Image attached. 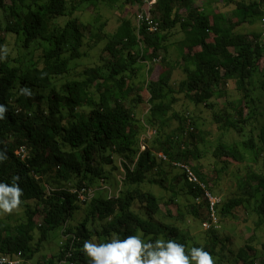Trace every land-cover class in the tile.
Wrapping results in <instances>:
<instances>
[{
  "label": "trees",
  "instance_id": "1",
  "mask_svg": "<svg viewBox=\"0 0 264 264\" xmlns=\"http://www.w3.org/2000/svg\"><path fill=\"white\" fill-rule=\"evenodd\" d=\"M116 1L0 0V50L6 44V33L15 34L22 47L15 55L7 51L6 58L0 60V104L7 108L4 118L0 119V154L4 157L0 160V183L11 185L13 177H19L18 183L23 190L21 203L35 200L40 206L38 210L26 205L25 221L15 233L5 234L9 227L0 225V252L7 255L20 250L23 264H32V256L50 229L64 227L71 235L63 244L60 256L63 264H88L87 257L80 251L85 240L107 242L114 235L123 239L141 234L145 241L174 239L183 244L186 251L201 247L212 254L216 264L230 263V258L234 260L236 256L224 253L225 242L219 239L222 227L208 229L203 243L182 237L180 226H187L189 219L199 223L205 217L203 203H179L173 215V221L179 225L144 218L131 204L135 200L141 206L144 204L150 215L160 212L159 196L150 186H143L145 181L158 180L150 178L152 173L159 176V172H163L166 178L157 164L160 161L171 165L179 178H184L186 166L190 167L199 181L219 196L216 210L219 224L222 218L233 215L251 200L258 201L255 207L262 209L264 125L260 129L259 144L251 132L244 142L254 161L262 154L260 165L256 167L254 162L250 172L236 181L238 191L224 198V192L220 193L221 188L209 174L215 170L206 172L200 162H191L198 161L200 151L195 140L201 138L190 112L179 113L173 107L177 99L171 76L173 70L180 67L185 77L177 84L178 92L189 102L210 108L218 129L241 133L242 125L254 115L249 101L244 100L250 96V81L264 57V0H223L232 11V17L226 16L221 9L206 11L196 5L197 0H157L151 7L152 17L159 23L154 31H148L144 22L137 24L136 11L134 18L122 16L111 33H106L105 21L93 23L73 15L83 6L92 9L99 3L114 4ZM125 1L142 6V0ZM201 1L205 5L211 2ZM60 16L66 17L62 23L55 20ZM258 20L263 22L261 31L235 30ZM176 32L181 33L176 42L177 59L175 64L165 63L169 37ZM87 34L95 38L92 44L106 39L104 53L99 64L78 68L71 62L85 54L81 48L84 43L89 44L85 40ZM35 43L32 49L40 48V54L32 60L30 48ZM159 60L162 64L157 76L144 83L148 92L147 108L137 110L144 96L140 88L138 92L133 91L131 80L144 67L147 69L149 64ZM66 75L72 76L64 80ZM228 81L243 91L242 97L236 104L228 101L216 110L214 98L221 96L220 90L225 89ZM22 87L29 88L32 95L20 94ZM227 104L231 105L232 112ZM173 121H176L174 128ZM139 139L144 148L138 149L132 167L121 163L123 186L117 191L97 194L106 184L101 163H111L113 154L139 144ZM20 147L26 151L24 158L16 153ZM158 151L163 152L167 160L157 159ZM212 154L222 161L226 156L235 158L238 155L235 147L222 141L217 142ZM56 165L59 169L55 170L53 179L62 176L77 187L76 191L62 187L59 192L64 197L58 190L53 194L51 182H38L37 179V173L51 172ZM99 176L100 184L96 187L94 177ZM184 183L185 189L174 191V196L183 192L191 199L202 193L200 186ZM83 187H93V194L83 218L72 226L69 224L71 212L79 208L82 200H87L78 197ZM38 214L45 217L44 221L35 220ZM46 219L52 223L49 225ZM255 224H264V216ZM95 232L96 235H92ZM236 253L239 264H264L263 247L249 253L239 248ZM60 258L35 264H58Z\"/></svg>",
  "mask_w": 264,
  "mask_h": 264
},
{
  "label": "rangeland",
  "instance_id": "2",
  "mask_svg": "<svg viewBox=\"0 0 264 264\" xmlns=\"http://www.w3.org/2000/svg\"><path fill=\"white\" fill-rule=\"evenodd\" d=\"M146 2V7H149L154 0H144ZM155 0L154 3H156ZM153 3V4H154ZM196 5L198 7H204L206 11L221 9L226 16L232 17V11L223 4V0H211L210 4L205 5L201 0H197ZM152 4V5H153ZM85 7H80V12H75L73 15L80 18L81 20H91L93 23L95 20L105 21L106 25L104 29L106 33H111L115 30L116 26L119 23V20L122 16L127 15L131 18H134L135 11L136 14L139 12L140 6L135 2H127L125 0H117L114 4L108 3H99L97 7L92 9H84ZM151 11V9H150ZM56 22L62 23L66 20V17H57ZM236 31L249 33L252 31H261L263 30V22L261 20L256 21L254 24L248 25L243 24L235 28ZM6 44L4 48L7 49L12 55H15L19 50L22 49L20 47L21 42L17 39L15 34L6 33ZM102 37L105 35L102 33ZM181 37L180 32H176L173 36L169 37L168 42V52L166 55L165 63L175 64L177 59V47L176 42ZM94 37L87 34L85 36V40H88L89 44L84 43V46L81 50L85 53L79 59L71 62V65L76 64L78 68H82L87 65L99 64L100 56L104 53V43L106 39L97 40L95 44H92L94 41ZM36 47V43L31 46V59L36 60L40 54V48L32 49ZM160 54L163 55V51H160ZM161 59V58H160ZM264 57L261 58L259 63L260 68L257 70L256 74L252 77L249 88H250V96L244 101H249V106L253 110L254 115L248 118V121L243 124V130L241 133L238 131L229 129V130H221L218 129V124L214 121L212 110L210 108L205 107L203 104H194L189 102L183 95L182 92H178V82L185 77L183 70L180 67H176L171 76V80L175 83V97L177 99L174 104V109L176 112H182L187 110L190 112L193 120L194 127L198 130L199 136L201 139H196L195 142L197 144L199 158L198 161L192 160V163L200 162L202 166V170L209 172L214 169L215 172L209 173L212 174L214 182L221 188L220 193L224 192V198H229L231 193H235L238 191L236 186V181L240 179L243 174H248L251 170V166L254 162L257 163L256 167H258L261 163V155L259 154L256 161L252 158L251 151L244 146V142L247 139V133L251 132L255 141L259 144V133L261 132V126L264 125ZM146 69L143 68L138 74H136L131 80L134 84L133 91L138 92L140 88L141 94L144 96L143 101L138 104L137 110L143 109L146 110V100L148 97V92L144 88V83L149 78H155L160 70L162 62L159 60L155 62ZM152 64V63H151ZM140 74V76H139ZM72 75H66V79H69ZM144 79V80H143ZM61 80V81H64ZM144 81V82H142ZM225 89L222 88L219 97L214 98L215 109L219 110L226 103L232 102L231 105L237 103V99L242 97L243 91L236 89L231 82H227L225 84ZM243 101V102H244ZM228 105V104H227ZM229 111H233L231 108ZM247 110V109H245ZM143 117H140V119ZM176 126V121H173L172 127ZM218 141H222L225 144H228L229 147H235V151L238 153L237 157L226 156L222 161L221 158L214 156L212 153L216 147ZM136 148V151L134 150ZM139 144H133L128 146L127 149L117 152L112 156L111 163H101L106 173L104 186H101V189L97 191V194H103L104 191H117L120 187L123 186L122 179L124 177V172L121 166L122 162H125L131 168L137 153L139 152ZM133 149V151H130ZM138 151V152H137ZM26 155V151L23 152ZM97 161V160H96ZM157 161V160H156ZM157 164L164 170L165 177H163V172H159V176L155 173L150 174L151 177L158 178L157 181L147 182L145 181L143 186H150L151 190L159 196L160 202V212L155 214H149L145 208V205L139 204L138 201H133L131 206L132 209L137 211L144 218H151L154 221H161L163 223H173L179 225L176 221H173V215L176 212L177 205L179 203H186L188 205L189 202H194L196 204L203 203L204 207L208 206V202L206 199H202L200 202H196L194 200V196L189 199L186 193L177 192V195L174 196V191H177L179 188L183 191L187 184L190 182L186 176L184 178H179L172 171L171 165L167 162L157 161ZM54 168L51 172H43V174L37 173L38 182H51L53 184L54 191L53 194L60 191V189L64 186L68 187L71 191H76L77 187L74 183L69 180L64 179L62 176L56 177L53 179V174L56 173L55 170L59 169V167L53 166ZM158 168V167H157ZM153 169V168H152ZM174 171L177 169L174 168ZM154 171V170H153ZM180 173H177L179 175ZM82 177V176H81ZM99 177H94L96 183L94 186H99ZM45 178V179H44ZM160 183H163L162 185ZM82 189H89V195L92 194L94 188L93 187H83L78 191V197L82 200L79 203V208L75 209L71 212V218H69V224L74 226L78 221H80L84 214L85 209L87 207V203L89 201V197L87 192H82ZM60 193V192H59ZM61 197H64V194L60 193ZM242 195V192L239 194ZM174 199V200H171ZM259 202L255 203L253 200L250 201L249 205L239 207L233 215L222 218L219 230V239L225 242L224 253L228 256H232L235 254L236 258L233 260V257L230 258V263L224 262L223 264H239L236 262L238 255L237 250L239 248L245 249L248 253L255 249L264 248V224L256 225L255 222L264 216L263 208H256ZM26 205L28 207L34 208L36 207L40 210V206L36 205L35 200L25 201V203H21L19 208L13 211L11 214H0V225L8 226L9 229L5 232L7 233H15L17 232V228L25 221V208ZM218 205L215 207V212L217 210ZM44 216L42 214H38L35 218L37 221H44ZM199 219V218H198ZM205 219L200 220L198 223L197 219L195 221L188 220L187 226L181 227V234L184 238H192L199 243H203V237L207 234V231L202 230V222ZM50 225L52 223L50 219H46ZM218 232V231H217ZM215 232V233H217ZM71 235L70 230H66L64 227H54L50 229L47 234V238L41 243L38 251L34 253L32 256L33 262L32 264L46 262L49 259L58 260L62 253V248L64 242ZM92 235H96V232ZM101 236V233H99ZM38 233H36L35 240L37 239ZM95 237V236H94ZM252 238V240H250ZM38 261V262H37ZM258 263V260L256 261ZM64 259L61 257L58 264H63Z\"/></svg>",
  "mask_w": 264,
  "mask_h": 264
},
{
  "label": "clouds",
  "instance_id": "3",
  "mask_svg": "<svg viewBox=\"0 0 264 264\" xmlns=\"http://www.w3.org/2000/svg\"><path fill=\"white\" fill-rule=\"evenodd\" d=\"M0 60L6 58L7 49L2 50ZM20 94L31 96L27 87ZM7 108L0 104V119ZM4 159L0 154V160ZM11 185L0 183V214H11L19 208L23 190L19 186V177H13ZM87 257L88 264H216L212 254L201 247H192L186 251L183 244L174 239H156L145 241L141 235H128L120 239L113 236L107 242L85 240L80 248Z\"/></svg>",
  "mask_w": 264,
  "mask_h": 264
},
{
  "label": "built area",
  "instance_id": "4",
  "mask_svg": "<svg viewBox=\"0 0 264 264\" xmlns=\"http://www.w3.org/2000/svg\"><path fill=\"white\" fill-rule=\"evenodd\" d=\"M155 2V0H154ZM153 2V3H154ZM152 3V4H153ZM152 4L149 7H146V2L142 0V6L139 8V12L137 13V18L136 22L137 24H140L144 22L147 26L148 31H154L158 27V21H156L152 17V13L150 11ZM152 60H155L153 58ZM189 122V119H188ZM139 147L140 149L144 148V144L141 139H139ZM25 151L24 147H20L16 153L21 157L24 158L25 155L23 152ZM157 159L161 160H167V156L161 152H157ZM185 176L188 178L190 183L194 184V186H200L202 188V193L198 196H194V200L196 202H200L202 199H206L208 202V206L205 208V219L203 220L202 224V230L207 231L208 229H218L220 227L219 224V217L217 216L215 212V207L218 205L220 202V198L217 195L212 194L210 190H208L198 179L196 174L193 172V170L186 166V170L184 172ZM82 192H90L89 189H82ZM111 191H108L110 193ZM93 194V192H92ZM88 194V197L92 196ZM24 263V258L22 252L19 250L17 253H9L7 255L3 254L0 252V264H23Z\"/></svg>",
  "mask_w": 264,
  "mask_h": 264
},
{
  "label": "crops",
  "instance_id": "5",
  "mask_svg": "<svg viewBox=\"0 0 264 264\" xmlns=\"http://www.w3.org/2000/svg\"><path fill=\"white\" fill-rule=\"evenodd\" d=\"M208 231V230H207Z\"/></svg>",
  "mask_w": 264,
  "mask_h": 264
}]
</instances>
